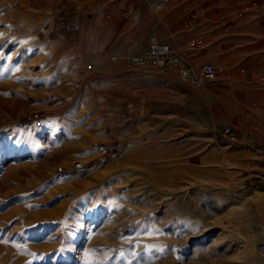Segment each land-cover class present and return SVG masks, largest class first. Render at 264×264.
<instances>
[{
    "label": "rangeland",
    "instance_id": "obj_1",
    "mask_svg": "<svg viewBox=\"0 0 264 264\" xmlns=\"http://www.w3.org/2000/svg\"><path fill=\"white\" fill-rule=\"evenodd\" d=\"M151 5L0 0V264H264V0ZM152 35L223 72L126 70Z\"/></svg>",
    "mask_w": 264,
    "mask_h": 264
},
{
    "label": "built area",
    "instance_id": "obj_2",
    "mask_svg": "<svg viewBox=\"0 0 264 264\" xmlns=\"http://www.w3.org/2000/svg\"><path fill=\"white\" fill-rule=\"evenodd\" d=\"M151 3L153 12L158 13L159 10L170 3L172 0H143ZM191 49H199L204 46V43L198 37H192L190 40ZM113 61L118 60L117 56L113 55ZM124 67L128 71H133L142 68L172 69L179 77L189 81L194 87L203 89L208 83L215 82L218 76L223 72L220 65L204 64L197 65L193 58L184 52H176L174 46L170 43L164 42L158 35H152L150 38V45L147 51L142 54L128 56L124 59ZM85 73V71H83ZM77 90L83 88L82 81L79 80L75 84ZM44 117L41 113H35L27 118V122L41 126ZM216 138H222L224 142H235L236 132L231 126H223L217 128ZM118 158V151L113 144H101L97 147L95 155L87 160H79L73 162L71 168L65 173L69 175H86L100 166L109 164ZM63 172V168H60ZM259 250L264 252V239L259 245Z\"/></svg>",
    "mask_w": 264,
    "mask_h": 264
}]
</instances>
